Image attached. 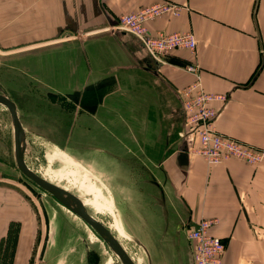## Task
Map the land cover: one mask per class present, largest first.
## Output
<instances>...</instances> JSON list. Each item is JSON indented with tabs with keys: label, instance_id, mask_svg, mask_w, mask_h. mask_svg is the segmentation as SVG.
<instances>
[{
	"label": "crops",
	"instance_id": "1",
	"mask_svg": "<svg viewBox=\"0 0 264 264\" xmlns=\"http://www.w3.org/2000/svg\"><path fill=\"white\" fill-rule=\"evenodd\" d=\"M158 1L0 0V47L23 53L22 74L30 57L31 96L62 97L54 118L68 129L63 142L87 157L89 145L101 148L93 167L127 236L132 224L127 230L114 188L142 202L148 264H192L185 229L203 218L217 220L210 231L225 244L223 264H264V157L208 163L197 139L184 136L178 94L194 79L184 67L196 63L203 88L228 96L213 104L217 130L264 149V0H169L182 6L178 14L148 21V33L190 31L197 46L162 61L132 34L110 30L120 15ZM75 129L79 146L70 142ZM123 161L147 178L121 183Z\"/></svg>",
	"mask_w": 264,
	"mask_h": 264
},
{
	"label": "rangeland",
	"instance_id": "2",
	"mask_svg": "<svg viewBox=\"0 0 264 264\" xmlns=\"http://www.w3.org/2000/svg\"><path fill=\"white\" fill-rule=\"evenodd\" d=\"M5 52L7 50L0 47V93L20 103L17 111L25 130L27 165L42 178L75 194L88 213L112 231L135 264H148L141 248L146 227L140 218L145 212L140 208L142 202L128 200L127 193L118 191L115 184L122 221L126 229L127 223L132 224V232L128 231L127 236L116 219V203L112 204L98 182V178L103 180L105 175L93 167L97 165L96 155L101 148L89 145L92 155L88 157L69 148L63 142L68 129L60 127L54 118V112L63 111L62 97L31 96L37 87L31 81L30 57L24 59L22 74L17 55L21 58L23 53L13 51L6 55ZM25 55L30 53L26 51ZM79 140V130L75 129L70 142L79 146ZM13 142L10 114L0 104V264H122L78 215L17 168ZM122 164L121 183L131 182L137 177L135 173L140 174L139 179L147 178L140 168L124 161ZM103 167L108 165L104 163ZM152 190L158 195L155 188ZM20 228L23 232L18 241Z\"/></svg>",
	"mask_w": 264,
	"mask_h": 264
},
{
	"label": "built area",
	"instance_id": "3",
	"mask_svg": "<svg viewBox=\"0 0 264 264\" xmlns=\"http://www.w3.org/2000/svg\"><path fill=\"white\" fill-rule=\"evenodd\" d=\"M181 5L161 0L154 4L137 8L120 15L110 27L111 31H123L135 36L151 57L162 61L167 53L177 49L195 51L197 41L190 31L151 35L146 23L166 14H178ZM193 74L191 83L179 89V99L185 114L184 136L189 142L198 141L196 152L208 163L216 164L224 160L239 159L250 165L259 164L264 157V149L236 139L217 130L215 121L219 111L214 103L225 105L228 96L207 92L202 85L200 67L189 63L184 67ZM216 219H201L185 229L186 239L191 246L192 264H223L225 244L222 239L211 233Z\"/></svg>",
	"mask_w": 264,
	"mask_h": 264
},
{
	"label": "water",
	"instance_id": "4",
	"mask_svg": "<svg viewBox=\"0 0 264 264\" xmlns=\"http://www.w3.org/2000/svg\"><path fill=\"white\" fill-rule=\"evenodd\" d=\"M0 104L6 107L10 114L11 124L13 127L14 161L17 168L41 189L50 193L59 203L66 206L76 215H78L97 233V235L103 240L108 248L118 257L122 264H134L131 258L127 255L126 251L114 238L113 234L106 228V226L88 214L79 198L65 191L59 186H56L55 184L45 180L27 167L24 160V151L26 145L25 130L19 119L16 103L5 93H0ZM180 156L186 158V150H182L180 152Z\"/></svg>",
	"mask_w": 264,
	"mask_h": 264
},
{
	"label": "bare ground",
	"instance_id": "5",
	"mask_svg": "<svg viewBox=\"0 0 264 264\" xmlns=\"http://www.w3.org/2000/svg\"><path fill=\"white\" fill-rule=\"evenodd\" d=\"M73 162H76V161H73ZM25 163H26V161H25ZM77 163V162H76ZM26 165H27V163H26ZM27 167L30 169V167L27 165ZM31 170V169H30ZM32 171V170H31ZM34 172V171H33ZM35 173V172H34ZM35 174H37V173H35ZM38 175V174H37ZM40 176V175H39ZM46 180V179H45ZM48 181V180H47ZM50 182V181H49ZM52 183V182H51ZM54 184V183H53ZM56 185V184H55ZM57 186V185H56ZM61 188V187H60ZM63 189V188H62ZM65 190V189H64ZM65 191H67V190H65ZM67 192H69V191H67ZM69 193H71V192H69ZM71 194H73V193H71ZM74 196H75V194H73ZM109 199H110V201L112 202V204L113 205H115V201H114V199H113V197H112V195L109 193ZM77 197V196H76ZM78 198V197H77ZM80 200V199H79ZM81 201V200H80ZM82 202V201H81ZM84 205V204H83ZM84 207H85V205H84ZM69 209V208H68ZM85 209L87 210V208L85 207ZM87 212H88V210H87ZM91 217H93L90 213H88ZM94 218V217H93ZM95 219V218H94ZM97 220V219H96ZM98 222H100L99 220H97ZM101 224H103L102 222H100ZM104 225V224H103ZM111 233H112V231L108 228V227H106ZM113 234V233H112ZM113 236H114V238L120 243V241L118 240V238L113 234ZM120 245L122 246V244L120 243ZM123 247V246H122ZM123 249H124V247H123ZM125 250V249H124ZM126 251V250H125ZM126 253H127V251H126ZM127 255L129 256V254L127 253ZM130 257V256H129ZM131 258V257H130ZM132 260V259H131ZM133 261V260H132ZM133 263H134V261H133ZM135 264V263H134Z\"/></svg>",
	"mask_w": 264,
	"mask_h": 264
}]
</instances>
